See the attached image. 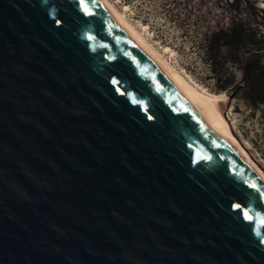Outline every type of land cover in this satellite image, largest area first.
I'll use <instances>...</instances> for the list:
<instances>
[{"label": "water", "instance_id": "water-1", "mask_svg": "<svg viewBox=\"0 0 264 264\" xmlns=\"http://www.w3.org/2000/svg\"><path fill=\"white\" fill-rule=\"evenodd\" d=\"M0 264H264V185L99 0H0Z\"/></svg>", "mask_w": 264, "mask_h": 264}, {"label": "rangeland", "instance_id": "rangeland-1", "mask_svg": "<svg viewBox=\"0 0 264 264\" xmlns=\"http://www.w3.org/2000/svg\"><path fill=\"white\" fill-rule=\"evenodd\" d=\"M108 1L177 73L195 88L216 96L227 128L264 169V104L249 99L238 67L221 62L217 70H211L200 44L205 30L226 25L236 15L230 0ZM262 1H242L239 11L243 17L260 20Z\"/></svg>", "mask_w": 264, "mask_h": 264}, {"label": "trees", "instance_id": "trees-1", "mask_svg": "<svg viewBox=\"0 0 264 264\" xmlns=\"http://www.w3.org/2000/svg\"><path fill=\"white\" fill-rule=\"evenodd\" d=\"M242 1L247 0H230L236 15L226 25L205 30L200 44L211 70L221 62L238 67L249 99L264 104V8H258L260 20L246 18L239 11Z\"/></svg>", "mask_w": 264, "mask_h": 264}, {"label": "bare ground", "instance_id": "bare-ground-1", "mask_svg": "<svg viewBox=\"0 0 264 264\" xmlns=\"http://www.w3.org/2000/svg\"><path fill=\"white\" fill-rule=\"evenodd\" d=\"M111 13L117 22L123 27L134 42L149 57L150 61L170 80V82L180 91L183 97L190 103L193 109L201 116L206 124L214 130L233 149L238 157L251 169L254 175L264 185V169L248 155L245 148L239 143L233 133L227 128V123L223 115V107L218 103L215 95L206 93L191 85L185 77L177 73L172 66L164 59L162 52L156 50L146 42L141 34L121 15L108 0H99ZM261 6L264 7V0ZM261 166V165H260ZM262 167V166H261Z\"/></svg>", "mask_w": 264, "mask_h": 264}]
</instances>
